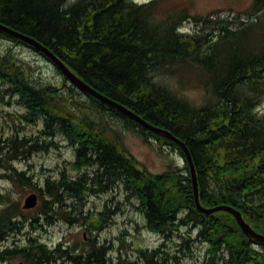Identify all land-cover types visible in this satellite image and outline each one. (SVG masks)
I'll return each instance as SVG.
<instances>
[{
    "label": "trees",
    "instance_id": "trees-1",
    "mask_svg": "<svg viewBox=\"0 0 264 264\" xmlns=\"http://www.w3.org/2000/svg\"><path fill=\"white\" fill-rule=\"evenodd\" d=\"M62 1L0 0V23L35 38L90 86L183 141L192 155L200 204L232 206L264 236V113H254L264 96V0H252L253 12L259 13L256 23L234 30L224 21H207L217 33L214 38L178 33L190 14L183 8L162 15L161 0L139 6L130 0H75L64 9L59 5ZM0 38L23 44L2 30ZM250 41L251 48L241 55ZM193 68L202 92L198 102L173 87L181 72ZM163 71L169 81L156 80L155 74ZM63 81L62 87L35 84L22 60L11 53L0 56L1 92L24 106L25 120L34 123L41 115L49 140L60 134L71 146H82L72 163L82 177L70 179L62 173L41 188L12 164L26 159L32 149L46 147L36 139L0 136V180L35 190L40 215L29 218L31 210L24 211L0 193V244L20 233L26 223L33 229L51 226L56 219L77 223L76 215L72 216L79 214L74 202L83 203L82 179L89 177L88 164L98 162L104 171L89 180L98 185L113 176L131 189L147 229L165 241L187 227L188 235H180L179 246L189 250L195 239L207 246L201 264H264V243L248 240L230 213L198 210L186 163L184 169L157 175L139 170L133 158L119 151L120 143L105 135L103 116L109 111L123 115L84 94L102 116L93 121L75 98L79 92L65 77ZM155 137L183 156L176 144ZM62 195L67 197L65 202ZM105 220L100 214V223L92 229H102ZM67 247L27 239L23 246L0 249V263L19 258L26 264H111L110 246L92 241L80 251ZM161 248L158 260H180ZM140 253L141 260H157L155 251Z\"/></svg>",
    "mask_w": 264,
    "mask_h": 264
},
{
    "label": "rangeland",
    "instance_id": "rangeland-1",
    "mask_svg": "<svg viewBox=\"0 0 264 264\" xmlns=\"http://www.w3.org/2000/svg\"><path fill=\"white\" fill-rule=\"evenodd\" d=\"M160 3L158 10L162 15L168 11L174 12L185 8L191 17H201L202 19L229 18L232 21L231 26L235 28H237L236 26L239 25L240 21L247 23L251 21L252 0H161ZM173 9L175 10L172 11ZM182 27L187 33L196 36L215 34L207 24L195 22L192 18L184 22ZM206 37L210 38L208 35ZM241 50V55L248 51L246 48ZM4 53H12L27 63L35 84L63 86V77L56 71L55 67L25 46L16 45L7 39L0 38V54ZM182 79L184 81L181 84ZM194 81V75L184 71L182 75L177 77V82H173V87L190 100L197 102L201 99L202 92L193 88ZM76 98L84 112L93 121L100 120L84 94L79 92ZM260 111H264V99ZM25 114L26 110L22 104L18 103V99L2 94L0 87V134L3 139L11 136L21 139L39 138L41 131H43L42 117L37 118L34 123H30L25 120ZM102 121L106 127V138L112 142H114V139L118 141L126 152L136 160L139 170L157 175L172 168H185L183 158L170 145L149 137H141L134 129H127L123 122L115 118L104 116ZM46 142H52L53 144L51 143L47 149H44L45 151L38 150L29 158L16 160L12 164L19 171L30 170L29 173L35 177V184L41 188L48 176L57 178L62 171L74 175L70 166V163L74 161V149L65 137L56 134L53 139H48ZM91 171L93 169L89 170V172ZM124 191V185L120 183L103 194L87 196L86 203L74 202L79 214H72V216L76 215L77 217V223L72 225L66 223L65 220L56 219L51 226L42 227L38 224L39 226L33 229L26 223L25 228L20 233L10 235L1 243L0 249L23 246L27 239H36L47 246L53 247L62 243L80 251L94 241V245L110 246L107 255L112 258L110 260L111 264H124L126 262V260H118V257L127 259L129 264L134 262L144 264L146 260H141V251H155L157 257L158 249L161 248V245H165L160 251L167 253L170 257L178 256L180 260H158L164 261L163 264H201L203 262L201 259L204 257L207 246L195 239L191 242L189 250L181 248L179 244L182 237L178 233L186 236V234L188 235L186 229L178 231L169 241L163 240L162 236L157 233L150 232L144 224L143 215L138 211L139 203L137 199L129 198L128 200ZM0 193L7 194L12 202L18 203L20 208H22L23 200L27 195H37V192L29 186L14 184L7 180L0 181ZM70 204L72 202H68V205ZM65 208L70 210L67 207ZM105 208H108L109 211L103 212ZM100 214L106 220L102 229L97 231L92 229V226H98ZM34 216H40L37 208L31 210L29 218ZM81 217H84V220ZM40 224H42V221ZM31 226L35 225L32 224ZM0 264L26 263L18 258Z\"/></svg>",
    "mask_w": 264,
    "mask_h": 264
},
{
    "label": "bare ground",
    "instance_id": "bare-ground-1",
    "mask_svg": "<svg viewBox=\"0 0 264 264\" xmlns=\"http://www.w3.org/2000/svg\"><path fill=\"white\" fill-rule=\"evenodd\" d=\"M75 0H64V1H62L61 3H59V5H60V7L61 8H63L64 9V6L67 4V5H69L70 3H73ZM153 1H155V0H130V2L131 3H133V4H135V5H137V6H139V5H145V4H149V3H151V2H153ZM158 5V4H157ZM175 9H173L172 11H174ZM176 11V10H175ZM251 11H252V14L250 15V17H251V21L249 22V23H247V22H243V21H240L239 22V25L238 26H236L237 28H235V27H232L231 26V24H232V21H231V19H229V18H215V19H211V18H205V19H202L201 17H189V18H187V19H185L184 21H182L181 22V26H179L178 27V33H180V34H190V33H187L186 31H185V29L182 27L183 26V24H184V22H186L187 20H189L190 18H192L193 19V21H195V22H204V24H207L209 27H210V29L212 28V25H210V23L209 22H207V21H212V22H216V21H224V22H226L228 25H229V27H230V29H239V28H241L242 26H244V25H247V24H250V23H256V22H258V20H259V13H255V12H253V10H252V6H251ZM0 26H2V27H5V28H7V29H10V30H13V31H15V32H17V33H19V31H17V30H15V29H12V28H10V27H8V26H6V25H4V24H2V23H0ZM212 30V29H211ZM212 31H214L215 32V34H213V33H210V34H207L208 36H214L215 35V37H216V35H217V33H216V31L215 30H212ZM21 33V32H20ZM22 34H25V33H22ZM7 35H9V36H11L12 38H14V39H16L17 41H19V42H21V43H23V44H16V43H14L13 41H11V40H9V41H11V42H13L14 44H16V45H22V46H25L26 48H28V49H30V50H32L33 52H35L36 54H38V55H40L41 57H43L44 59H46L47 61H49L54 67H55V69H56V71H58V73H60V75H62V77H65L62 73H61V71L58 69V67L52 62V60L48 57V56H46L44 53H42L40 50H38L37 48H35V47H33V46H31V45H29L28 43H26V42H23L22 40H20V39H18V38H16V37H14V36H12V35H10V34H7ZM27 37H29V38H31V39H34V40H36L35 38H33V37H31V36H29V35H27V34H25ZM206 35V36H207ZM213 36H212V38H213ZM8 40V39H7ZM253 40H257V37L255 38V39H253ZM37 41V40H36ZM38 42V41H37ZM38 43H40V42H38ZM41 44V43H40ZM44 48H46L50 53H52L60 62H61V64H63L64 66H66L67 68H69L65 63H64V61L62 60V59H60L52 50H50L49 48H47L46 46H44L43 44H41ZM245 46V48H246V50H248V48H251V46H252V41H250V43H247L246 45H244ZM6 53H4V54H0V56H3V55H5ZM12 54V53H11ZM14 55V54H13ZM15 56V55H14ZM16 57V56H15ZM18 58V57H17ZM18 59H20V58H18ZM22 63L24 64V65H28L27 63H25V62H23L22 61ZM29 66V65H28ZM30 68V67H29ZM30 72H31V70H30ZM184 72V71H183ZM185 72H187L188 74H192V75H194V77H195V81H194V85H193V88H195V89H198V90H200L198 87H197V83H198V75H197V70L196 69H189V70H185ZM74 73V72H73ZM75 74V73H74ZM181 75H182V72L180 73ZM76 75V74H75ZM156 75V80L158 81V79H162V81H169V78H168V76L164 73V71L161 73V74H159L158 75V73H156L155 74ZM78 77V76H77ZM66 78V77H65ZM80 78V77H79ZM67 79V83H69V85H71V86H73L75 89H76V91L78 90L79 92H81V93H83V94H85V95H87V96H89V97H91V98H93V99H95L96 101H98V102H100V103H102V104H104V105H106V106H108V107H110L111 109H113L114 111H117V112H119L120 114H122L123 115V117L122 118H120V117H117V116H115V115H113L110 111L108 112V113H106V115H105V117L106 116H109L110 118H115V119H117V120H120L121 122H123L124 123V126L127 128V129H134L141 137H145V138H147V137H149V138H152V139H155V140H157V138L155 137V136H157V137H159V138H163V137H160V136H158L157 134H155L154 132H152L151 130H149V129H147L146 127H144V126H142L141 124H139L138 122H136L135 120H133L131 117H129L128 115H126V114H124L123 112H121L119 109H117V108H115L114 106H112V105H110V104H107V103H105V102H103V101H101V100H99V99H97V98H95V97H93V96H91V95H89V94H87V93H85V92H83L82 90H80L76 85H74L68 78H66ZM81 79V78H80ZM84 83H86L87 85H89L87 82H85L83 79H81ZM183 79L180 81V83L182 84L183 83ZM161 83V82H160ZM90 86V85H89ZM169 86H170V82H169ZM172 86V85H171ZM91 88L92 89H94L98 94H100L101 96H103V97H105L106 99H108V100H110V101H112L113 103H115V104H117V105H120L121 107H123L124 109H126L127 111H129L130 113H132L133 115H135V116H137V117H139L140 119H142L144 122H146L147 124H150V125H152V126H156V125H153V124H151V123H149L148 121H146L145 119H143L140 115H138L137 113H135L133 110H131V109H129L127 106H125L124 104H122V103H120V102H118V101H116V100H114V99H112V98H110L109 96H107V95H105V94H103L102 92H100V91H98V90H96L95 88H93L92 86H91ZM201 91V90H200ZM181 94H183L182 92H180ZM184 95V94H183ZM76 96H77V94L75 95V98H76ZM185 96V95H184ZM186 97V96H185ZM187 98V97H186ZM77 99V98H76ZM188 100H190L189 98H187ZM263 99H264V96L262 97V100L261 101H259L257 104H256V106L254 107V113H258V114H263L264 113V111H260V106H261V103H262V101H263ZM191 102H192V100H190ZM193 102H196V101H193ZM198 102V101H197ZM41 118L42 116L41 115H38V118ZM102 117V116H101ZM101 117H99V118H101ZM103 119H104V116H103ZM42 120H43V118H42ZM94 121H99V120H94ZM43 127H44V125H43ZM156 127H159V126H156ZM160 128H162V127H160ZM143 129V130H142ZM162 129H165V128H162ZM165 130H167V129H165ZM168 131V130H167ZM41 134V135H40ZM39 135V138L38 139H36L37 140V143L40 145V146H43V147H46V149L48 148V146L50 145L48 142H46L50 137L49 136H46L45 134H44V132L43 131H41V133H40ZM172 134V133H171ZM173 135V134H172ZM0 136H1V134H0ZM173 136H175V135H173ZM2 137V136H1ZM55 137V136H54ZM176 137V136H175ZM41 138V139H40ZM177 138V137H176ZM40 139V140H39ZM53 139V138H52ZM163 139H166V138H163ZM179 139V138H178ZM166 140H169V139H166ZM180 140V139H179ZM170 142H173V141H171V140H169ZM181 141V140H180ZM181 142H183V141H181ZM43 143V144H42ZM174 144H176L175 142H173ZM184 143V142H183ZM53 144V143H52ZM185 144V143H184ZM178 147H180L178 144H176ZM186 146V145H185ZM73 149H74V161H75V158H76V149L78 150V149H81L82 148V146H71ZM187 147V146H186ZM118 149H119V151H122V152H124L125 153V155H126V157H128V158H133L130 154H128L127 152H126V150L120 145V146H118ZM180 149H181V147H180ZM187 149H188V147H187ZM44 150V149H43ZM182 150V149H181ZM189 150V149H188ZM45 151V150H44ZM176 151V150H175ZM31 153H30V155L27 157V158H29L33 153H35V152H37V151H34L33 149L30 151ZM183 152V151H182ZM190 152V151H189ZM92 153V151L91 150H88L87 151V156H89L90 154ZM190 155H191V153H190ZM181 156V155H180ZM182 158H183V161H184V164L186 163V165H187V167H188V170H189V166H188V163H187V161H186V158H185V156H184V154H183V156H181ZM191 157H192V155H191ZM26 158V159H27ZM134 159V158H133ZM135 160V159H134ZM73 161V162H74ZM136 161V160H135ZM192 161H193V159H192ZM73 162H71L70 163V166H71V170H72V172H74V175H72V174H70V173H67V172H65V171H62V172H60V174H59V176L57 177V178H53V177H51V176H48V177H46L45 178V180H44V182H46V181H53V180H56V179H58L59 177H60V175L62 174V173H64V174H66V176L68 177V178H70V179H74V178H78V177H82V176H80V175H78V173H77V171L73 168V166H72V163ZM98 162H96V163H90V164H88V167H87V175L89 176V177H83L84 179H82V180H84V182H83V184H84V189H83V193H81V199H82V201L84 202V203H86V201H87V196H89V195H100V194H103V193H105V192H108L109 190H111L112 188H114L115 187V185L116 184H118V182H115L114 181V178H113V176H111V178H109V179H105V180H103V182H102V184H98V185H96V184H94L93 183V181H91V180H89V178H93L92 176L95 174V173H97V172H99V173H101V172H103L104 170H103V168H98ZM193 165H194V163H193ZM137 168H139L138 167V165H137ZM91 169H93V171H91V172H89V170H91ZM100 169V170H99ZM81 170H83V168L81 169ZM30 171V170H29ZM29 171H24L25 172V176H27L29 179H31V181L35 184V182H34V175L33 174H30L29 173ZM111 172H112V170H110ZM194 171H195V168H194ZM189 174H190V170H189ZM195 176H196V173H195ZM3 180H7V179H3ZM1 181V180H0ZM7 181H9V180H7ZM196 181H197V177H196ZM197 184H198V182H197ZM43 186H44V183H43ZM43 186H42V188H43ZM124 192L126 193V198L129 200V198H135V199H137V201L139 202V200H138V198H137V196L134 194V192L131 190V189H127V188H124ZM192 190H193V188H192ZM62 198H61V200L63 201V202H65L66 200H67V197H65V196H61ZM194 197V196H193ZM202 206V205H201ZM218 206H220V205H218ZM228 206V205H227ZM213 207H215V206H213ZM213 207H209V208H213ZM232 207V206H231ZM204 208H206V207H204ZM236 211H238L241 215H242V212L240 211V210H237L236 208H234ZM109 211V209L108 208H105V210L103 211V212H108ZM139 211V210H138ZM140 212V211H139ZM216 212H225V211H216ZM216 212H213L212 214H214V213H216ZM233 216V215H232ZM243 217V216H242ZM235 219V218H234ZM144 224L146 225V227H147V222H146V220L144 219ZM183 229H186L187 230V232H188V228L187 227H180V229L178 230L179 232L181 231V230H183ZM192 233H193V235L195 234V232L194 231H191ZM190 233V232H189ZM179 234V236H180V234L181 233H178ZM181 236L183 237V236H185V234H181ZM186 236H187V234H186ZM169 241V240H168ZM199 242V241H198ZM203 244V243H202ZM208 248V247H207ZM207 250V249H206ZM206 250H205V252H206Z\"/></svg>",
    "mask_w": 264,
    "mask_h": 264
},
{
    "label": "water",
    "instance_id": "water-1",
    "mask_svg": "<svg viewBox=\"0 0 264 264\" xmlns=\"http://www.w3.org/2000/svg\"><path fill=\"white\" fill-rule=\"evenodd\" d=\"M0 30H2L6 34H10V35L22 40L23 42H26L29 45L40 50L42 53H44L46 56H48L52 60V62L58 67V69L61 71V73L66 78H68L74 85H76L83 92H85V93H87V94L107 103V104L114 106L115 108L119 109L121 112L128 115L133 120H135L136 122H138L142 126L146 127L147 129L151 130L152 132H154L158 136L169 139V140L175 142L176 144H178L181 147L183 154L186 158V161L188 163V166H189L191 185L193 188V196H194V202H195L196 207L204 214H212L213 212H216V211H225V212L230 213L235 218L237 224L239 225V227L242 230V232L244 233V235L250 241L264 243V236L256 233L254 230H252V228L248 225V223L243 219L242 215L238 211H236L233 207L227 206V205H220V206H215L213 208H204L203 206H201V204L199 202V189H198V184L196 181L192 157L190 155L189 150L187 149V147L185 146V144L183 142H181L178 138L173 136L169 131L162 129L160 127H156V126H152L150 124H147L142 119L133 115L132 113H130L129 111H127L126 109L121 107L120 105H117V104L113 103L112 101L106 99L105 97L101 96L100 94H98L94 89L91 88V86L87 85L79 77H77V75H75L69 68H67L66 66L61 64V62L52 53H50L46 48H44L36 40L27 37L25 34H22L20 32L17 33L13 30L7 29V28L2 27V26H0ZM36 205H37L36 194H29L28 196L25 197V199L23 201L22 208L24 210H30V209H33Z\"/></svg>",
    "mask_w": 264,
    "mask_h": 264
},
{
    "label": "flooded vegetation",
    "instance_id": "flooded-vegetation-1",
    "mask_svg": "<svg viewBox=\"0 0 264 264\" xmlns=\"http://www.w3.org/2000/svg\"><path fill=\"white\" fill-rule=\"evenodd\" d=\"M127 261L128 260H126V262L124 264H129V262H127ZM132 264H137V263L134 262ZM144 264H158V255H157V260H146V263L144 262Z\"/></svg>",
    "mask_w": 264,
    "mask_h": 264
}]
</instances>
